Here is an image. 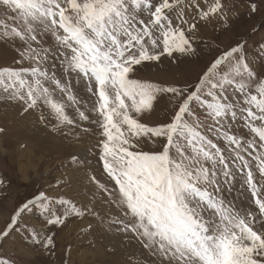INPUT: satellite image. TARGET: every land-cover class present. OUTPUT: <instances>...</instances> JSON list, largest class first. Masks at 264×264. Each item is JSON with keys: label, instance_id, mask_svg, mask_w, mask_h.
<instances>
[{"label": "snow or ice", "instance_id": "6c2138e0", "mask_svg": "<svg viewBox=\"0 0 264 264\" xmlns=\"http://www.w3.org/2000/svg\"><path fill=\"white\" fill-rule=\"evenodd\" d=\"M225 9L222 0H0V45L16 53L0 65V101L65 140L96 137L103 176L88 177L91 199L69 196L58 178L17 205L0 228V264H22L8 251L17 241L54 255L53 228L85 216L140 245L126 264H264V45L255 57L244 43L220 51L187 84L136 75L196 54L199 28L227 23ZM165 97L168 119L147 121Z\"/></svg>", "mask_w": 264, "mask_h": 264}, {"label": "rangeland", "instance_id": "374dc122", "mask_svg": "<svg viewBox=\"0 0 264 264\" xmlns=\"http://www.w3.org/2000/svg\"><path fill=\"white\" fill-rule=\"evenodd\" d=\"M222 2L229 17L227 23L213 20L200 27L196 54L175 61L164 58L161 63L141 68L137 77L165 84L195 82L220 51L239 43L245 44L250 57L257 56L264 45V0H256L255 12L250 11V0ZM15 56L11 48L0 45V65L10 64ZM171 109L170 100L162 98L145 119L151 123L165 121ZM0 127L5 129L0 133V178L4 180L0 185V228L17 205L55 184L58 178L70 181L65 191L74 199L92 198L94 187L88 177L95 174L103 180L96 137L65 140L38 124L35 114L22 113L17 105L3 101H0ZM22 144L27 148H21ZM73 156L79 160L76 165L69 163ZM97 207L104 215L108 206L97 200ZM53 230L54 255L24 249L19 241L15 246L10 243L8 251L18 252L22 264H126L130 256L141 255L140 245L109 231L94 216L70 220L66 227Z\"/></svg>", "mask_w": 264, "mask_h": 264}, {"label": "bare ground", "instance_id": "6f19581e", "mask_svg": "<svg viewBox=\"0 0 264 264\" xmlns=\"http://www.w3.org/2000/svg\"><path fill=\"white\" fill-rule=\"evenodd\" d=\"M24 156V155H23ZM83 220H84V218H83ZM85 225V224H84ZM105 238V237H104ZM72 252V251H71ZM74 252V251H73ZM100 254V253H99ZM103 254V253H102ZM98 255V254H97ZM83 258V257H82ZM83 261V260H82Z\"/></svg>", "mask_w": 264, "mask_h": 264}]
</instances>
